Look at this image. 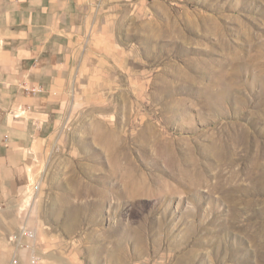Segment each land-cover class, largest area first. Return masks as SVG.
I'll return each mask as SVG.
<instances>
[{"label":"rangeland","instance_id":"374dc122","mask_svg":"<svg viewBox=\"0 0 264 264\" xmlns=\"http://www.w3.org/2000/svg\"><path fill=\"white\" fill-rule=\"evenodd\" d=\"M81 12L63 113L2 223L1 264H264V0Z\"/></svg>","mask_w":264,"mask_h":264},{"label":"crops","instance_id":"0c3cea01","mask_svg":"<svg viewBox=\"0 0 264 264\" xmlns=\"http://www.w3.org/2000/svg\"><path fill=\"white\" fill-rule=\"evenodd\" d=\"M81 6L82 0H0V231L39 142L63 113L86 36Z\"/></svg>","mask_w":264,"mask_h":264},{"label":"built area","instance_id":"2783aa9c","mask_svg":"<svg viewBox=\"0 0 264 264\" xmlns=\"http://www.w3.org/2000/svg\"><path fill=\"white\" fill-rule=\"evenodd\" d=\"M21 235L24 238H28V239L33 238V233L30 230H28L27 228H24V227L21 228ZM9 264H19V261H18V259L16 257H13L10 260Z\"/></svg>","mask_w":264,"mask_h":264}]
</instances>
